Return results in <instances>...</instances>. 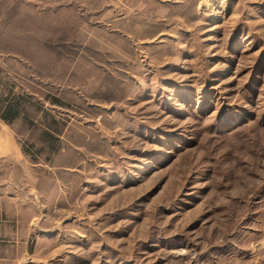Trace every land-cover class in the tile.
I'll return each mask as SVG.
<instances>
[{"label": "rangeland", "instance_id": "374dc122", "mask_svg": "<svg viewBox=\"0 0 264 264\" xmlns=\"http://www.w3.org/2000/svg\"><path fill=\"white\" fill-rule=\"evenodd\" d=\"M1 101L0 264H264V0H0Z\"/></svg>", "mask_w": 264, "mask_h": 264}, {"label": "crops", "instance_id": "0c3cea01", "mask_svg": "<svg viewBox=\"0 0 264 264\" xmlns=\"http://www.w3.org/2000/svg\"><path fill=\"white\" fill-rule=\"evenodd\" d=\"M0 130L2 131L0 135V155L7 156L8 158L20 156V150L9 130L2 126H0Z\"/></svg>", "mask_w": 264, "mask_h": 264}, {"label": "trees", "instance_id": "16d2710c", "mask_svg": "<svg viewBox=\"0 0 264 264\" xmlns=\"http://www.w3.org/2000/svg\"><path fill=\"white\" fill-rule=\"evenodd\" d=\"M2 102H0V119L4 123L9 124L17 116V104L13 102L4 104Z\"/></svg>", "mask_w": 264, "mask_h": 264}]
</instances>
